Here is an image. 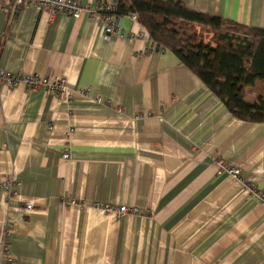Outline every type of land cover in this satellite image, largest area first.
Masks as SVG:
<instances>
[{"label": "crops", "instance_id": "crops-1", "mask_svg": "<svg viewBox=\"0 0 264 264\" xmlns=\"http://www.w3.org/2000/svg\"><path fill=\"white\" fill-rule=\"evenodd\" d=\"M181 1L264 28V0ZM106 24L0 11V67L61 75L91 94L0 87V180L13 182L0 191V242L10 231L17 264H264V202L248 188L264 191V122L237 118L175 52L152 50L131 14L110 38ZM263 84L247 88L248 101L264 97Z\"/></svg>", "mask_w": 264, "mask_h": 264}, {"label": "trees", "instance_id": "trees-1", "mask_svg": "<svg viewBox=\"0 0 264 264\" xmlns=\"http://www.w3.org/2000/svg\"><path fill=\"white\" fill-rule=\"evenodd\" d=\"M115 2L116 15L136 14L157 47L175 52L234 116L264 122V97H246L247 88L264 81V28L236 24L181 0ZM205 28L216 31L208 41Z\"/></svg>", "mask_w": 264, "mask_h": 264}, {"label": "built area", "instance_id": "built-area-1", "mask_svg": "<svg viewBox=\"0 0 264 264\" xmlns=\"http://www.w3.org/2000/svg\"><path fill=\"white\" fill-rule=\"evenodd\" d=\"M24 6H33L49 14L53 17L59 12L70 14L74 18H80L83 14L88 13L94 19L106 18V38H110L111 35L119 32V25L122 16L116 15L117 6L113 3H105L91 8L87 4H82L79 0H0V11L8 9L11 16L15 17ZM134 19H138L136 14H131ZM155 45L152 50L156 49ZM19 84L25 85L27 88L35 90L38 88H44L48 92L59 96L62 100H72L77 96L90 98V89L88 88H73L68 84L67 79L64 76L57 75L52 78L41 76L37 74H21L7 71L0 67V87L16 86ZM70 157L68 152L63 153V158L68 159ZM219 169L226 171L236 180L244 182L241 175L240 166L232 165L228 162H220ZM12 181L0 180V191L12 192ZM249 190L252 194L257 196L264 202V191L256 188L254 183L249 185ZM92 206L101 210L104 213H115L118 216H123L130 212H137L136 208H128L127 206H113L111 204L94 203ZM27 208L31 209L29 205ZM10 237V231H7L3 240L0 242V256L5 257L8 264H17V262L9 255L8 238Z\"/></svg>", "mask_w": 264, "mask_h": 264}, {"label": "rangeland", "instance_id": "rangeland-1", "mask_svg": "<svg viewBox=\"0 0 264 264\" xmlns=\"http://www.w3.org/2000/svg\"><path fill=\"white\" fill-rule=\"evenodd\" d=\"M202 31H203L202 35L204 36L206 41L210 40L216 34V31L214 29H211V28H205V29H202ZM262 82H264V81H262ZM260 91H261V93H264V84L259 86L255 90V92H260Z\"/></svg>", "mask_w": 264, "mask_h": 264}]
</instances>
